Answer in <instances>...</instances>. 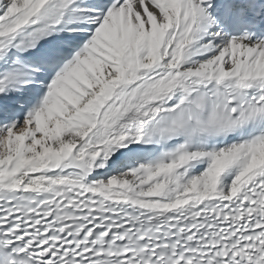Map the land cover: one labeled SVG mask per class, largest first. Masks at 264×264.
<instances>
[{"label": "snow or ice", "instance_id": "1", "mask_svg": "<svg viewBox=\"0 0 264 264\" xmlns=\"http://www.w3.org/2000/svg\"><path fill=\"white\" fill-rule=\"evenodd\" d=\"M0 264H264V0H0Z\"/></svg>", "mask_w": 264, "mask_h": 264}]
</instances>
